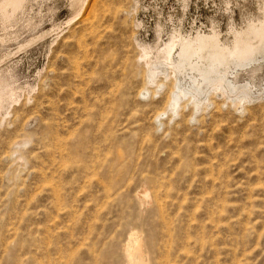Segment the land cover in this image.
<instances>
[{
    "label": "rangeland",
    "instance_id": "rangeland-1",
    "mask_svg": "<svg viewBox=\"0 0 264 264\" xmlns=\"http://www.w3.org/2000/svg\"><path fill=\"white\" fill-rule=\"evenodd\" d=\"M8 2L0 264H264V0ZM198 35L257 49L206 85Z\"/></svg>",
    "mask_w": 264,
    "mask_h": 264
},
{
    "label": "bare ground",
    "instance_id": "bare-ground-1",
    "mask_svg": "<svg viewBox=\"0 0 264 264\" xmlns=\"http://www.w3.org/2000/svg\"><path fill=\"white\" fill-rule=\"evenodd\" d=\"M8 5L11 11H14V8L17 9V7L21 5V0H9ZM4 14L7 15V11H5ZM250 31L252 35L261 33L264 39V28L260 31L251 26ZM256 49L257 48L241 41L240 38H236L233 46L228 49L220 46L214 37L198 35L191 39H171L161 50V57L163 62L169 61L179 69L184 66L195 68L199 71L203 84L207 85L208 83H214L220 87L225 81L223 75H219L220 68L225 64L227 65L229 62H234L236 64L240 62L244 63L250 59ZM175 51H177L176 56L172 58ZM193 58L204 60L206 62L204 66L206 67L202 69L197 66L193 67ZM150 75H155L154 69H150ZM146 198L147 194L143 196V201H145ZM130 242L132 244L125 247V253L128 257H133V255L140 253L138 234L132 233L130 235ZM136 264H142V262L138 261Z\"/></svg>",
    "mask_w": 264,
    "mask_h": 264
}]
</instances>
